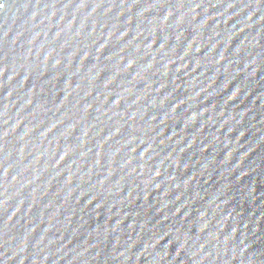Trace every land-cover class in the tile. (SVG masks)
I'll return each mask as SVG.
<instances>
[{"label":"water","instance_id":"obj_1","mask_svg":"<svg viewBox=\"0 0 264 264\" xmlns=\"http://www.w3.org/2000/svg\"><path fill=\"white\" fill-rule=\"evenodd\" d=\"M0 3V264H264V0Z\"/></svg>","mask_w":264,"mask_h":264},{"label":"snow or ice","instance_id":"obj_2","mask_svg":"<svg viewBox=\"0 0 264 264\" xmlns=\"http://www.w3.org/2000/svg\"><path fill=\"white\" fill-rule=\"evenodd\" d=\"M4 7V4L3 3H0V8H3Z\"/></svg>","mask_w":264,"mask_h":264}]
</instances>
